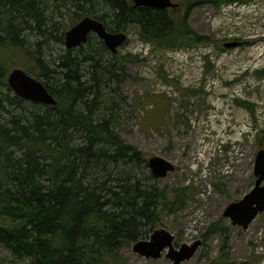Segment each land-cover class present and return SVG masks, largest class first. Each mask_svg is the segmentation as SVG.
<instances>
[{"label":"trees","instance_id":"16d2710c","mask_svg":"<svg viewBox=\"0 0 264 264\" xmlns=\"http://www.w3.org/2000/svg\"><path fill=\"white\" fill-rule=\"evenodd\" d=\"M182 1L175 13L129 0H0V248L21 264L123 263L120 247L160 223L159 207L175 213L185 205L178 191L164 199L142 151L118 133L125 64L138 55L113 54L90 34L86 43L43 58L51 44L64 45V30L84 15L111 31L134 26L162 49L206 43L188 23L194 8L252 0ZM69 9L76 11L67 23ZM34 36L37 55L29 57L23 47ZM14 50L26 56L18 68L42 81L54 105L27 101L10 88ZM215 232L222 246L210 264H230L228 228L220 220L201 238Z\"/></svg>","mask_w":264,"mask_h":264},{"label":"rangeland","instance_id":"374dc122","mask_svg":"<svg viewBox=\"0 0 264 264\" xmlns=\"http://www.w3.org/2000/svg\"><path fill=\"white\" fill-rule=\"evenodd\" d=\"M252 2L193 9L188 23L208 38L206 43L165 46L138 55L139 59L125 64L121 85L125 104L118 133L140 149L145 160L157 155L175 165L156 179L164 189V199L172 200L177 191L184 194V208L170 213L159 207L160 223L141 239L163 227L179 245L200 238L210 223L220 220L228 228L230 264L260 260L264 264V216L257 215L242 229L222 215L230 201L252 187L254 157L264 147V0ZM74 11L65 10L67 23ZM126 33L127 43L119 50L138 54L141 41L136 28L128 26ZM36 39L30 37L23 47L29 57L37 55ZM231 40L241 43L225 47ZM51 47L52 51H44L45 62L51 53L57 57L65 48L62 44ZM12 54L21 67L19 61L26 56L18 50ZM145 169L150 173L148 166ZM131 246L120 247L124 261L119 264H171L164 255L157 259L140 256ZM221 246L222 237L215 232L180 264H210L219 257ZM0 264L21 263L0 248Z\"/></svg>","mask_w":264,"mask_h":264},{"label":"water","instance_id":"95a60500","mask_svg":"<svg viewBox=\"0 0 264 264\" xmlns=\"http://www.w3.org/2000/svg\"><path fill=\"white\" fill-rule=\"evenodd\" d=\"M136 6H151L164 8L174 6L171 0H133ZM95 32L112 51L116 52L117 47L125 39L123 32H109L103 23L96 18L84 16L64 32V44L67 48L76 47L85 42L89 32ZM239 42L232 41L225 46L238 45ZM10 88L21 98L44 104H52L55 100L42 85L40 81L27 74L21 68H13L7 76ZM148 166L152 176L163 177L167 172L172 171L174 166L171 162L160 156H151L148 159ZM253 173L257 176L254 186L241 199L232 201L223 210V216L230 219L234 225L246 228L258 212L264 211V150L260 149L255 156ZM174 235L165 228L155 229L149 239L137 240L132 245V250L141 256L157 258L167 248L166 258L172 264L189 259L200 245L201 240L197 239L191 244L183 243L179 248L173 246Z\"/></svg>","mask_w":264,"mask_h":264},{"label":"bare ground","instance_id":"6f19581e","mask_svg":"<svg viewBox=\"0 0 264 264\" xmlns=\"http://www.w3.org/2000/svg\"><path fill=\"white\" fill-rule=\"evenodd\" d=\"M64 46H65V44H64ZM65 48H67L66 46H65ZM18 68V67H17ZM22 69V68H21ZM25 71V70H24ZM26 72V71H25ZM27 74H29L30 76H32V77H34L35 79H37L35 76H33L32 74H30V73H28V72H26ZM38 81H40L41 83H42V81L41 80H39V79H37ZM42 85L44 86V84L42 83ZM45 87V86H44ZM46 88V87H45ZM46 90H47V88H46ZM48 91V90H47ZM49 92V91H48ZM50 94V93H49ZM51 95V94H50ZM52 96V95H51ZM52 98L55 100V98L52 96ZM56 103V100H55V102L54 103H52V104H50V105H54Z\"/></svg>","mask_w":264,"mask_h":264},{"label":"flooded vegetation","instance_id":"af4514ba","mask_svg":"<svg viewBox=\"0 0 264 264\" xmlns=\"http://www.w3.org/2000/svg\"><path fill=\"white\" fill-rule=\"evenodd\" d=\"M179 4V3H178Z\"/></svg>","mask_w":264,"mask_h":264}]
</instances>
